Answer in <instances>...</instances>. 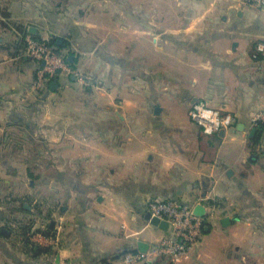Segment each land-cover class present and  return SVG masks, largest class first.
Returning <instances> with one entry per match:
<instances>
[{
	"label": "crops",
	"instance_id": "1",
	"mask_svg": "<svg viewBox=\"0 0 264 264\" xmlns=\"http://www.w3.org/2000/svg\"><path fill=\"white\" fill-rule=\"evenodd\" d=\"M27 36L66 42L82 68L113 57L108 66L137 89L116 105L94 91L95 105L56 73L45 78L57 88L33 91ZM259 42L264 6L237 0H0V264H120L118 254L166 234L149 221L155 199L218 203L182 264H264V132L250 141V118L264 110ZM197 102L236 123L203 134L187 114ZM138 109L140 121L114 119ZM43 144L46 171L30 164ZM45 226L58 242L33 251L29 231Z\"/></svg>",
	"mask_w": 264,
	"mask_h": 264
},
{
	"label": "built area",
	"instance_id": "2",
	"mask_svg": "<svg viewBox=\"0 0 264 264\" xmlns=\"http://www.w3.org/2000/svg\"><path fill=\"white\" fill-rule=\"evenodd\" d=\"M240 6H264V0H237ZM26 55L42 62L38 71L37 80L43 81L45 77H52L56 73L69 72L70 68L62 55L55 53L53 47L41 40L26 38ZM259 56L264 59V43L255 45L253 58ZM188 117L197 124L203 134L212 135L225 131L234 126L237 121L233 113L224 111L206 102H197L189 106ZM254 126L264 123V110L253 113L250 118ZM205 216H197L192 211V205L179 203L174 199H155L147 202L149 217H157L167 222L166 234L155 243L148 246L145 251L128 252L119 259L120 264L152 263L160 258H166L169 264H182L191 257L192 250L199 243L204 230V222L210 217L214 204L205 203ZM40 240L56 245L57 236L37 234ZM58 264H69L61 261Z\"/></svg>",
	"mask_w": 264,
	"mask_h": 264
},
{
	"label": "rangeland",
	"instance_id": "3",
	"mask_svg": "<svg viewBox=\"0 0 264 264\" xmlns=\"http://www.w3.org/2000/svg\"><path fill=\"white\" fill-rule=\"evenodd\" d=\"M27 37H30V36H27ZM41 41H47V40H42L41 39ZM21 42H22V46H23L24 42H26V39H24V41H21ZM53 49H54L55 53H57L58 55H62L66 62H67V60L71 61L73 59L74 55L76 54V51H75L74 48H72V49L69 48V53L70 54H68V50L67 49H65V50H58L56 48H53ZM23 50H25V47H24ZM82 55L85 56L84 54H82ZM69 56H71V59H69ZM31 59H33V58H31ZM33 60L38 63V68L36 69V71H37L36 75H37L38 71L42 68L41 67L42 62L37 61L36 59H33ZM108 60H109V62H108L109 64L108 65L113 63L112 65L114 67L113 57H112V59L109 58ZM151 60L154 61V62L151 63V67L152 68L158 69L161 66V63L159 64V60H158L157 57L152 58ZM67 64H68V62H67ZM80 64L85 69L82 68L81 66L79 67V65H75L73 63L72 66L68 65L69 68H70L69 72H67V71H65L64 73L60 72L59 74L62 75V76H65L67 78H70V76L73 77V80L75 82V88L84 90V92H86V94H87L85 96V102L87 101L88 103H94V104L95 103H100V97H97L96 93L94 92V91H97L99 93H104L105 95H107L106 93H109L111 95V97L113 98L114 105H116L117 103L124 104L126 102V100H127L128 93H130V91H132V90H136L137 89V87L133 86L134 85V84H132L133 81H129L128 78H126V73H120L118 75L116 73L117 71H115L114 69H111L106 64H103V67L99 66V65L93 66L89 61H83V60H81ZM111 70H112V72H111ZM110 74L113 75V78L110 76ZM55 75H53L51 77V79H53V77ZM109 76H110V78H109ZM43 79L44 80L41 81V82H39L37 80V78H36V80L33 81V83H32L33 91L37 92L39 90V92H40L42 89H46L47 88L48 81L46 80V78H43ZM57 87H58V85H57ZM32 89H30V91ZM87 90H89V91H87ZM92 91H93V95L94 96L90 95L92 93ZM136 103H137L138 106L139 105L141 106L143 102H142L141 98H139V99H137ZM218 109H220V108H218ZM114 114H115L114 119L117 118V116L120 117V114H121L123 119L128 117V119L133 120L135 122L136 121H140L141 119H143V116H144V113L141 110L133 112V113L125 112V111H122V113L115 112ZM132 114H134V115L132 116ZM87 146H88V144H87ZM30 148L31 147L29 146L28 150H30ZM41 150H42V155H41V153L38 152V158L37 159H30V161L32 162L30 164L34 168H36V167L38 168V166L42 165L44 167V171H46V168H45L46 165H47L46 163L51 158H47L46 157L47 147H46L45 144L42 145ZM33 177H29V179L32 180L33 182H36V180H37L35 178L36 176H33ZM16 179H18V178L14 177L13 181L16 182L17 181ZM25 182L27 183L28 181L25 180ZM15 186L16 185H13L11 183L9 187L11 188L12 191H14L15 188H17ZM24 188L27 189V185H25ZM11 199L10 200L8 199L7 203H10ZM215 206H216V208H218V203L216 205L211 206L213 208V210H214ZM46 228H47V226H45L44 228L43 227L40 228V230L44 231V229H46ZM44 232L40 233V234L45 235ZM29 233H30V237H31L30 245H32V247L33 246L40 247V248L46 247L47 244L45 243L44 240H40L39 239L37 234H35L36 232H30L29 231Z\"/></svg>",
	"mask_w": 264,
	"mask_h": 264
},
{
	"label": "trees",
	"instance_id": "4",
	"mask_svg": "<svg viewBox=\"0 0 264 264\" xmlns=\"http://www.w3.org/2000/svg\"><path fill=\"white\" fill-rule=\"evenodd\" d=\"M32 37V36H31ZM32 39H34V40H41L40 38H37V37H32ZM23 41H24V38L22 39ZM44 42H46L48 45H50L51 47H53V48H56V49H58V50H63V49H67L68 50V54H70L69 53V47H67V45H66V42H64V41H62V43H59L58 42V39L57 38H55V37H52V38H50L49 40H47V41H44ZM257 44V43H256ZM255 44V45H256ZM254 45V46H255ZM23 46L26 48V42H24V44H23ZM255 48V47H254ZM254 52V51H253ZM257 58H262L261 56H259L258 55V57ZM67 62H68V65H70V66H72L73 65V61H69V60H67ZM52 81H49L48 83H47V88L49 87V85H50V83H51ZM263 132H264V123H259L258 125H256V132H255V134H254V136L251 138V143L252 144H255V143H257L258 141H259V139H260V137L262 136V134H263ZM209 203H212L211 201H209ZM19 223H20V221H19ZM27 223H28V221H27ZM23 226H26V225H24L23 223H21ZM28 225V224H27ZM22 226V227H23ZM22 227H20V228H22ZM207 228H209V224L207 223V222H204V229L206 230ZM204 231V230H203ZM45 233V235L46 236H54V234H52L51 232H50V230L48 229V227L46 228V231L44 232ZM36 246H33L32 247V250L33 251H41V250H44V251H47V249H40V247H37V248H35ZM135 251H137V250H135ZM135 251H133V252H135ZM129 252H132V251H129ZM126 253H128V252H125V253H120V254H118V256L117 257H119L120 255L122 256V255H124V254H126ZM143 264H149V263H143ZM151 264H169L168 263V261H167V259L166 258H160L159 260H157V261H155V262H153V263H151Z\"/></svg>",
	"mask_w": 264,
	"mask_h": 264
},
{
	"label": "water",
	"instance_id": "5",
	"mask_svg": "<svg viewBox=\"0 0 264 264\" xmlns=\"http://www.w3.org/2000/svg\"><path fill=\"white\" fill-rule=\"evenodd\" d=\"M69 59H71V56H69ZM57 85H58L57 81L54 80L50 83L49 88L54 90L57 87ZM254 132H255V129L253 128L251 130L250 135L252 136L254 134ZM220 134H223V131H220ZM192 211L197 216H205V214H206L205 206L201 203L194 205V207H192ZM232 219H238V217L233 216ZM149 221L152 225L158 226L161 230H163V231L167 230L168 224L166 221L159 220L157 217H149ZM230 221H231V217L227 216V217H224L221 219V224L223 226H225L226 224H229ZM1 232L7 233V231L5 229H1ZM137 246H138L139 251H145L147 249L148 245L143 244L141 242H138ZM149 264H151V263L149 262Z\"/></svg>",
	"mask_w": 264,
	"mask_h": 264
}]
</instances>
